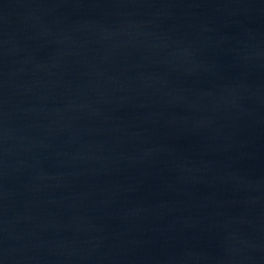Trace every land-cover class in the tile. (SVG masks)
Instances as JSON below:
<instances>
[{
  "label": "water",
  "instance_id": "obj_1",
  "mask_svg": "<svg viewBox=\"0 0 264 264\" xmlns=\"http://www.w3.org/2000/svg\"><path fill=\"white\" fill-rule=\"evenodd\" d=\"M0 264H264V0H0Z\"/></svg>",
  "mask_w": 264,
  "mask_h": 264
}]
</instances>
